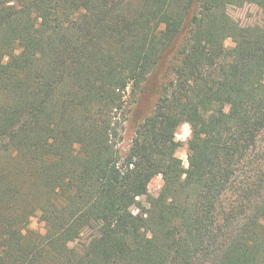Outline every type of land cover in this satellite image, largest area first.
<instances>
[{"label": "trees", "instance_id": "trees-1", "mask_svg": "<svg viewBox=\"0 0 264 264\" xmlns=\"http://www.w3.org/2000/svg\"><path fill=\"white\" fill-rule=\"evenodd\" d=\"M244 3L264 14L0 0V264H264V23L229 17ZM130 95L153 104L121 154Z\"/></svg>", "mask_w": 264, "mask_h": 264}, {"label": "rangeland", "instance_id": "rangeland-1", "mask_svg": "<svg viewBox=\"0 0 264 264\" xmlns=\"http://www.w3.org/2000/svg\"><path fill=\"white\" fill-rule=\"evenodd\" d=\"M227 14L240 27H253L264 23V14L256 5L252 3H244L242 6H229L227 8ZM225 45L228 47L231 46V40L227 39L225 41ZM127 92L130 94V90H127ZM126 101V104H129V108L126 110L127 114H125L124 117H127L128 119L126 121H122L121 123L122 126L119 134L120 139L117 144L121 154H124L128 150L133 137L134 127L150 113L153 104L149 98L143 99L136 104L133 102L131 95L126 99ZM189 137L190 127L187 123H184L177 129L175 141H177L180 145L176 151V156L182 160L185 167L187 165L186 142ZM161 187V176L154 177L148 185L149 195H157ZM139 201L142 205L147 206L145 198H141ZM132 212L136 213L137 210L132 208ZM28 229L39 233L44 232L43 225L38 223L36 220H32L30 222Z\"/></svg>", "mask_w": 264, "mask_h": 264}]
</instances>
